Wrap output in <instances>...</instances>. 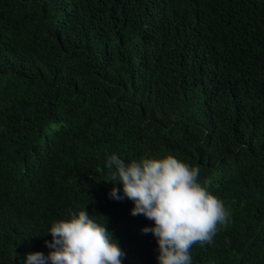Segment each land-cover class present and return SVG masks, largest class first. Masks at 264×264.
Here are the masks:
<instances>
[{"label": "trees", "instance_id": "obj_1", "mask_svg": "<svg viewBox=\"0 0 264 264\" xmlns=\"http://www.w3.org/2000/svg\"><path fill=\"white\" fill-rule=\"evenodd\" d=\"M113 154L211 180L230 216L192 264H264V0H0V264L81 210L158 264Z\"/></svg>", "mask_w": 264, "mask_h": 264}, {"label": "clouds", "instance_id": "obj_2", "mask_svg": "<svg viewBox=\"0 0 264 264\" xmlns=\"http://www.w3.org/2000/svg\"><path fill=\"white\" fill-rule=\"evenodd\" d=\"M106 167L111 173L106 181L113 183L110 198L131 200L133 216L154 222L142 231L157 240L158 264H192L190 248L197 242L212 243L219 229L227 226L230 213L209 191L211 180H198V167L172 155L129 163L115 154ZM117 184H122L123 194ZM48 232L52 240L46 243L52 251L29 252L24 264H122L126 256L107 227V218L97 222L87 210L54 221Z\"/></svg>", "mask_w": 264, "mask_h": 264}]
</instances>
